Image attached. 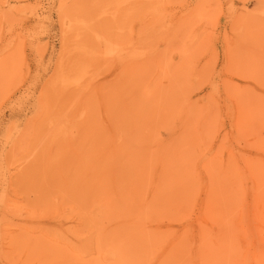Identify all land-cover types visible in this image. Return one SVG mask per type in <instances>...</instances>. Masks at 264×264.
<instances>
[{
  "label": "rangeland",
  "instance_id": "374dc122",
  "mask_svg": "<svg viewBox=\"0 0 264 264\" xmlns=\"http://www.w3.org/2000/svg\"><path fill=\"white\" fill-rule=\"evenodd\" d=\"M0 264H264V0H0Z\"/></svg>",
  "mask_w": 264,
  "mask_h": 264
}]
</instances>
